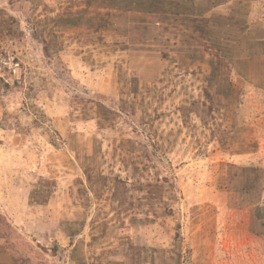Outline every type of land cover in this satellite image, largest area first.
I'll list each match as a JSON object with an SVG mask.
<instances>
[{
  "label": "rangeland",
  "instance_id": "rangeland-1",
  "mask_svg": "<svg viewBox=\"0 0 264 264\" xmlns=\"http://www.w3.org/2000/svg\"><path fill=\"white\" fill-rule=\"evenodd\" d=\"M0 264H264V0H0Z\"/></svg>",
  "mask_w": 264,
  "mask_h": 264
}]
</instances>
